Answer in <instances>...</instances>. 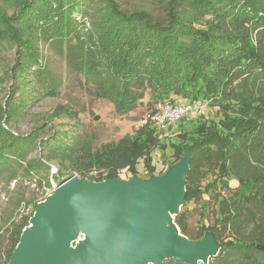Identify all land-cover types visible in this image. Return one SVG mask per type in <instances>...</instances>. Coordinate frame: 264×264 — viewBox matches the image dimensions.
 Returning a JSON list of instances; mask_svg holds the SVG:
<instances>
[{
  "label": "trees",
  "instance_id": "obj_1",
  "mask_svg": "<svg viewBox=\"0 0 264 264\" xmlns=\"http://www.w3.org/2000/svg\"><path fill=\"white\" fill-rule=\"evenodd\" d=\"M120 1L15 0V11L0 12V52L4 46L17 52L7 71L12 77L9 96L19 94L16 102L6 100L5 108L0 104V177L13 180L19 172L29 175L45 167L38 159H27L34 147L32 136L5 128L33 97L30 76L53 94L52 77L41 63V41L65 50L67 64L118 112L133 108L146 89L149 101L162 107L179 99L211 98L218 119L208 122L204 114L192 118L191 131L178 127L177 142L155 132L149 118L133 135L105 144L97 153L82 142L68 145L52 139L44 145L56 144L50 150L61 151L63 158L105 167L107 178H118L122 169L137 174V163H142V175L154 174L157 153L170 147L180 159L189 146L184 201L203 191L200 183L207 172L214 176L211 183L221 182L232 194L227 205L221 201L215 224L202 225L197 235L187 231L183 213H177L180 232L198 239L207 230L216 235L228 229L226 240L216 235L221 247L209 264H264V0H163V22L145 10L127 11ZM83 15L90 17L89 27L80 20ZM68 110L59 105L54 114H71ZM52 177L56 183L64 178L60 173ZM45 184L51 187L48 179ZM28 223L29 216L11 223L9 247L0 264L8 262ZM163 264L183 263L170 259Z\"/></svg>",
  "mask_w": 264,
  "mask_h": 264
},
{
  "label": "rangeland",
  "instance_id": "obj_2",
  "mask_svg": "<svg viewBox=\"0 0 264 264\" xmlns=\"http://www.w3.org/2000/svg\"><path fill=\"white\" fill-rule=\"evenodd\" d=\"M120 5L127 11L145 10L155 19L162 22L166 20L163 0H121ZM16 7L15 0H0V12L5 11L11 14ZM82 17L84 18L80 20L83 19L85 26L89 27L90 17L88 15ZM257 36L256 29L253 32V39ZM38 45L41 63L52 77L53 94L46 93L39 82L30 76L28 84L32 86L30 92L33 97L24 102L25 105L15 121L4 124L5 128L14 134L33 137L34 147L27 159H38L48 169L38 168L29 175L19 172L13 180L0 177V262L5 258L9 247L11 223L18 221L22 216L31 217L33 203L43 200L53 191L56 182L52 175L60 173L64 178L77 176L86 181L97 182L99 179L95 177V171L101 169L107 171L105 167L87 166L85 159L63 158L61 151L50 150L51 148L56 149V144L44 145L45 142L52 139L61 140L68 145L82 142L87 145L90 153H97L105 144L115 145L125 136L133 135L146 119L150 118L149 115L157 112L163 104L153 105L149 101V90L146 89L141 92L133 108L118 112L108 98L98 96L95 85L91 81L67 64L65 50L59 52L54 46L41 41ZM16 59L17 52L14 47L4 46L2 48L0 52V104L3 108H5L6 100L16 102L19 96L15 92L9 96V91L12 89V77L7 72ZM177 101L186 100L179 99L173 102ZM203 101H206L208 105L202 119L217 120L220 115L218 106L212 104L211 98H205ZM165 104L169 105V102ZM59 105L67 107L71 114L60 116L54 114ZM72 114L75 116H71ZM191 119V117L183 116L163 132L158 130L156 124L151 123V127L155 129V132L166 134V138L169 137L171 141L177 142L178 127L191 131L195 123ZM155 158L154 165L157 168L154 175L162 174L170 165L179 160L172 156L170 147L165 152L157 153ZM136 168L139 176H148L147 174L142 175V163H137ZM204 175L200 183L203 191L196 198L184 201L179 210V213H183L187 231L194 235L201 233L202 225L213 226L220 216L221 201L227 205L231 200L232 192L229 189L219 181L211 183L214 178L211 173L207 172ZM132 176L133 174L127 169H122L118 178L128 179ZM46 179L51 187L46 186ZM217 234L219 239L226 240L230 232L228 229L221 228Z\"/></svg>",
  "mask_w": 264,
  "mask_h": 264
},
{
  "label": "water",
  "instance_id": "obj_3",
  "mask_svg": "<svg viewBox=\"0 0 264 264\" xmlns=\"http://www.w3.org/2000/svg\"><path fill=\"white\" fill-rule=\"evenodd\" d=\"M190 147L159 175L61 179L35 205L6 264H207L220 241L190 239L174 216L185 200Z\"/></svg>",
  "mask_w": 264,
  "mask_h": 264
},
{
  "label": "built area",
  "instance_id": "obj_4",
  "mask_svg": "<svg viewBox=\"0 0 264 264\" xmlns=\"http://www.w3.org/2000/svg\"><path fill=\"white\" fill-rule=\"evenodd\" d=\"M206 101H177L173 104L159 107V110L150 116V120L156 124L159 131L167 130L174 122L181 117L195 118L203 115L207 109ZM98 181L107 179V171L104 169L96 170L94 173Z\"/></svg>",
  "mask_w": 264,
  "mask_h": 264
}]
</instances>
